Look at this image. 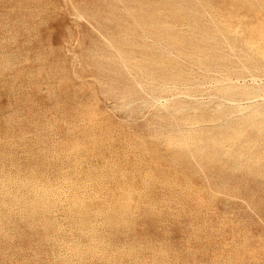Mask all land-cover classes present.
<instances>
[{
    "label": "rangeland",
    "instance_id": "1",
    "mask_svg": "<svg viewBox=\"0 0 264 264\" xmlns=\"http://www.w3.org/2000/svg\"><path fill=\"white\" fill-rule=\"evenodd\" d=\"M0 264H264V0H0Z\"/></svg>",
    "mask_w": 264,
    "mask_h": 264
},
{
    "label": "bare ground",
    "instance_id": "2",
    "mask_svg": "<svg viewBox=\"0 0 264 264\" xmlns=\"http://www.w3.org/2000/svg\"><path fill=\"white\" fill-rule=\"evenodd\" d=\"M214 31V30H213ZM244 46V45H243ZM169 51V50H168ZM200 85V84H199ZM214 87V86H213ZM211 91V90H210ZM214 93V92H213ZM180 96V95H179ZM192 98V97H191ZM159 102V101H158ZM227 102V101H226ZM235 103V102H234ZM232 104V103H231ZM195 109V108H194ZM197 109V108H196ZM195 111V110H194ZM244 111V110H243ZM153 116V115H152ZM249 117V116H248ZM174 119V118H173ZM185 125V124H184ZM183 128V127H182ZM193 131V130H192ZM197 131V130H196ZM201 131V130H200ZM195 132V131H194ZM204 133V132H203ZM199 136V135H198ZM207 140V139H206ZM208 141V140H207ZM206 141V142H207ZM207 143H209V142H207ZM217 150V149H216ZM78 152V151H77ZM5 176V175H4ZM10 181V180H9ZM67 181V180H66ZM23 198V197H22Z\"/></svg>",
    "mask_w": 264,
    "mask_h": 264
}]
</instances>
